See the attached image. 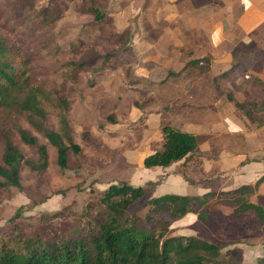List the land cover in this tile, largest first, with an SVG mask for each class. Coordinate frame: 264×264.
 I'll return each instance as SVG.
<instances>
[{
  "label": "rangeland",
  "instance_id": "1",
  "mask_svg": "<svg viewBox=\"0 0 264 264\" xmlns=\"http://www.w3.org/2000/svg\"><path fill=\"white\" fill-rule=\"evenodd\" d=\"M98 3L110 18L101 29L83 8V0H0V9L8 17L16 16L13 23L16 30L27 38L45 39L44 44H36L44 83L42 94L37 96L43 116L35 118L41 121L42 127L67 135L80 148L75 154L69 148L67 165L59 168L55 149L23 117L19 120L21 128L38 144L46 146V165L40 169L36 150L11 132L10 138L25 163L19 166V188L0 187V244L5 241L11 246H22L23 239L48 230L67 233L78 224L88 204L90 216L100 217L102 206L96 205L98 192L111 183L132 182L142 186L145 194L136 206L148 197L162 194L159 189L152 193L156 181L153 185L150 181L143 182L146 168L140 163L141 158L155 148L148 142L156 137L153 129L170 124L160 106L173 101L170 107L176 109L185 98L181 85L190 81L188 75L193 72L176 73L178 66L187 61V51L207 45L199 31L179 25L178 18H173L176 16L169 19L162 15L159 0H100ZM174 28L182 32L180 48V42H174L167 55L159 53L145 60L140 58L158 40L170 33L174 35ZM119 33L125 38L122 45L126 49L122 52L118 51L115 41ZM251 50L255 49L244 48L235 55L239 64L231 79L237 83L258 66V55H253ZM108 51H114V55L107 56ZM151 62L170 65L167 71L175 74L162 81L142 75V66ZM155 70L158 72V68ZM213 76L214 72L209 70L208 81ZM250 79L247 81L251 84L253 79ZM250 93L255 99L254 91ZM147 99L152 100L150 105ZM232 102L236 104L237 98L233 97ZM141 104L144 107L139 108ZM149 106L157 111L151 118L155 119L156 127L150 128L149 118H145L143 123L128 128ZM109 113L116 116V123L105 122L104 117ZM177 120L176 127L180 128L184 119ZM0 126L8 128L7 123ZM194 136L196 143L208 140L206 134ZM63 141L67 144L64 136ZM3 150L0 131V165ZM256 194L249 196L250 200L264 204V199L257 198ZM146 209L141 206L138 214L144 216ZM230 213V206H218L216 213L205 212L206 220L199 221L197 213L188 212L169 221L166 236H191L218 243L222 260L256 264L264 259V226L254 223L252 211L227 220Z\"/></svg>",
  "mask_w": 264,
  "mask_h": 264
},
{
  "label": "trees",
  "instance_id": "2",
  "mask_svg": "<svg viewBox=\"0 0 264 264\" xmlns=\"http://www.w3.org/2000/svg\"><path fill=\"white\" fill-rule=\"evenodd\" d=\"M83 1V8L100 29L110 22L98 3L100 0ZM14 22V14L8 17L0 9V123L8 124L7 130L0 126L4 143L0 165V187L3 188L20 187L19 166L25 163L20 150L10 138L12 131L22 143L36 150L38 167L42 169L46 165L47 148L20 127L22 117L55 149L59 168L66 167L69 148L74 154L80 149L68 140L67 135L45 129L41 121L35 118L43 116L37 96L42 94L41 84L44 83L36 44H44L45 39L41 40L39 36L27 38L14 28ZM206 32H209L208 29ZM115 38L118 51H124L126 46L122 44L125 38L120 33ZM209 44L215 43L211 40ZM237 44L243 46L240 43L234 45ZM113 52L106 54L112 56ZM153 55L154 50L148 49L140 58ZM208 60V57L189 59L185 66L198 64L200 69L207 68ZM143 106L138 105L139 108ZM147 113L149 111L141 112L137 121L128 124V128L143 123ZM104 120L107 123L117 122L112 113L106 115ZM97 127L101 128L99 125ZM159 133L153 151L142 158L144 168L167 166L183 158L196 146V138L191 133L167 124L159 128ZM262 181L264 175L253 185H241L225 192L211 191L200 196H147L139 206H136L137 202L145 194L142 186L111 183L98 192L96 205L102 206L101 214L98 213L100 217L90 216L88 204L78 224L67 233L48 230L42 235L23 239L22 246H11L3 241L0 244V264H232L221 259L218 243L191 236H166L168 223L188 212L197 213L199 221H203L206 220L205 212L216 213L218 206H230L231 213L227 220H233L239 213L250 210L254 214V223L264 226V204L252 202L249 198ZM141 206L147 207L144 216L138 214ZM256 264H264V259Z\"/></svg>",
  "mask_w": 264,
  "mask_h": 264
},
{
  "label": "crops",
  "instance_id": "3",
  "mask_svg": "<svg viewBox=\"0 0 264 264\" xmlns=\"http://www.w3.org/2000/svg\"><path fill=\"white\" fill-rule=\"evenodd\" d=\"M159 1L162 15L169 19V16H176L173 18H178L179 25L194 28L202 34L207 46L187 51V61L201 57L209 59L207 68L203 69L198 64L185 66L187 61L178 66L176 73L193 72L188 75L190 81L181 85L185 98L180 100L176 109L170 107L173 101L166 102L160 106L161 112L170 123L167 125L193 136L206 134L208 140L197 142L196 150L167 166L146 168L143 182L156 181L153 194L159 189L162 194L186 196L253 185L264 175V0ZM172 32L174 35L170 33L154 44L156 51L151 48L154 55H167V50L175 46L174 42H180V48L182 32L175 28ZM211 40L215 44H209ZM236 43L243 46L234 45ZM249 47L255 49L251 50L253 55H258V66L248 71V75L244 74V80L237 83L231 79L239 64L235 55ZM157 64H144L140 73L151 79L160 78L159 81L175 74L167 71L170 65ZM209 70L214 72L212 81L206 77ZM251 77L253 83L250 84L247 80ZM250 91H254L255 99ZM233 97L237 98L236 104L232 102ZM146 107L145 112L149 111L146 116V120L149 118L148 126L155 128L157 124L151 118L157 111L152 106L148 110ZM177 118L184 119L180 128L176 127ZM153 131L156 137L148 141L152 145L160 136L159 128ZM181 191L185 194H180ZM256 192L257 198L264 199V181L257 185Z\"/></svg>",
  "mask_w": 264,
  "mask_h": 264
}]
</instances>
